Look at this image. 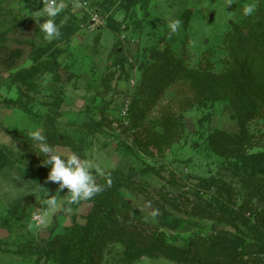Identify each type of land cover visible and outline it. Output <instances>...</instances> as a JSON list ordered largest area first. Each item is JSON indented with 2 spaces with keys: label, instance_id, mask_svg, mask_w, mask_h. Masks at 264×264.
I'll return each mask as SVG.
<instances>
[{
  "label": "rangeland",
  "instance_id": "obj_1",
  "mask_svg": "<svg viewBox=\"0 0 264 264\" xmlns=\"http://www.w3.org/2000/svg\"><path fill=\"white\" fill-rule=\"evenodd\" d=\"M49 3L0 0V264H61L101 193L49 181L36 130L110 173L99 264H264V0H56L50 41Z\"/></svg>",
  "mask_w": 264,
  "mask_h": 264
},
{
  "label": "clouds",
  "instance_id": "obj_2",
  "mask_svg": "<svg viewBox=\"0 0 264 264\" xmlns=\"http://www.w3.org/2000/svg\"><path fill=\"white\" fill-rule=\"evenodd\" d=\"M84 5L81 0H73V7L80 8ZM63 3H56V0H50L45 8V13L49 17L41 25V31L45 34L46 40L58 39L61 36L60 27L55 23V17L63 9ZM254 7L244 9V15H250ZM170 29L169 39L181 28L179 19L171 20L168 24ZM30 138L37 143L38 151L41 153L42 164L49 167L48 180L59 185V190L68 189L72 203L88 201L95 195L104 190L103 185L96 182V174L110 175L105 169L93 159H82L76 152H61L54 145L47 141V137L42 135L39 130L32 131ZM108 185L111 180L108 179ZM46 212L56 211L61 207L60 201L56 195L49 196L45 200ZM151 207V201L147 204ZM160 214L158 208H152L150 216L155 221ZM147 220V217H145Z\"/></svg>",
  "mask_w": 264,
  "mask_h": 264
},
{
  "label": "trees",
  "instance_id": "obj_3",
  "mask_svg": "<svg viewBox=\"0 0 264 264\" xmlns=\"http://www.w3.org/2000/svg\"><path fill=\"white\" fill-rule=\"evenodd\" d=\"M21 57V50L0 45V65L11 67ZM114 179V177L112 178ZM115 196L109 190H103L94 201L86 221L75 223L65 233L56 234L51 241L52 254L61 264H99L105 245L106 222L113 212ZM59 211L55 213L57 217ZM56 220L49 227L54 226Z\"/></svg>",
  "mask_w": 264,
  "mask_h": 264
},
{
  "label": "water",
  "instance_id": "obj_4",
  "mask_svg": "<svg viewBox=\"0 0 264 264\" xmlns=\"http://www.w3.org/2000/svg\"><path fill=\"white\" fill-rule=\"evenodd\" d=\"M47 234V232H44V235H46Z\"/></svg>",
  "mask_w": 264,
  "mask_h": 264
}]
</instances>
